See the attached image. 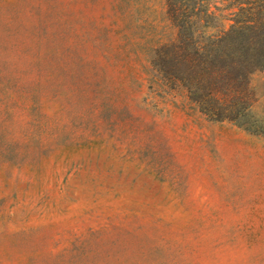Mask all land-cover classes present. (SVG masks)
Wrapping results in <instances>:
<instances>
[{
	"label": "rangeland",
	"instance_id": "374dc122",
	"mask_svg": "<svg viewBox=\"0 0 264 264\" xmlns=\"http://www.w3.org/2000/svg\"><path fill=\"white\" fill-rule=\"evenodd\" d=\"M176 32L165 0H0V264H264V70L262 130L211 119L154 63Z\"/></svg>",
	"mask_w": 264,
	"mask_h": 264
},
{
	"label": "trees",
	"instance_id": "16d2710c",
	"mask_svg": "<svg viewBox=\"0 0 264 264\" xmlns=\"http://www.w3.org/2000/svg\"><path fill=\"white\" fill-rule=\"evenodd\" d=\"M165 1L177 32L155 50L162 76L180 84L207 117L262 130L251 119V79L264 70V0L238 3L221 25L205 22L201 14L208 10L196 0Z\"/></svg>",
	"mask_w": 264,
	"mask_h": 264
}]
</instances>
